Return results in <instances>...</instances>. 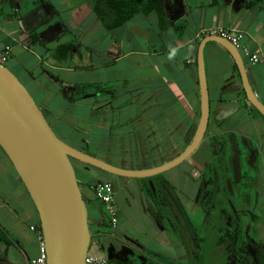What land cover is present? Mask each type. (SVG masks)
<instances>
[{
    "label": "crops",
    "instance_id": "0c3cea01",
    "mask_svg": "<svg viewBox=\"0 0 264 264\" xmlns=\"http://www.w3.org/2000/svg\"><path fill=\"white\" fill-rule=\"evenodd\" d=\"M163 2L161 15L139 11L107 28L94 0H0V45L13 49L9 68L51 127L72 146L124 169L161 165L192 142L202 110L199 47L214 29L240 35L237 47L251 86L264 103V0ZM31 33L38 34L39 43L31 44ZM63 44L73 47L67 55H55ZM245 48L260 55L256 64ZM204 65L209 122L199 146L184 161L144 177L73 161L87 204L102 214L94 218L95 232L125 239L91 242L110 264H159L152 257L167 264L194 259L189 231L193 235L196 228L204 237L215 197L233 196L240 189L230 183L226 188L224 182L229 179L224 158L234 153L252 168L251 191L244 190L249 199L235 200L229 206L233 215L224 209L223 224L213 228L224 251L234 254V264H264V117L247 99L235 60L223 45L205 44ZM7 171L6 177L2 172ZM0 182V227L10 238L11 230L22 238L19 250L28 264L40 253L37 233L30 228L40 225L39 214L1 145ZM99 182L114 186L115 224L95 197ZM19 223H24V233ZM23 243L31 244V254ZM3 261L14 263L10 254Z\"/></svg>",
    "mask_w": 264,
    "mask_h": 264
},
{
    "label": "water",
    "instance_id": "95a60500",
    "mask_svg": "<svg viewBox=\"0 0 264 264\" xmlns=\"http://www.w3.org/2000/svg\"><path fill=\"white\" fill-rule=\"evenodd\" d=\"M208 41L220 43L232 55L247 99L264 116V103L251 86L238 47L227 38L209 34L201 42L198 53L202 110L194 138L179 155L148 169L120 168L69 144L54 131L18 76L8 66L0 65V145L12 161L37 208L47 264H86L93 237L104 234L95 232L90 227L89 209L73 159L111 173L144 177L178 165L197 149L205 135L210 115L204 65V46ZM106 234L125 241L114 233ZM152 259L159 264H167L156 258Z\"/></svg>",
    "mask_w": 264,
    "mask_h": 264
},
{
    "label": "rangeland",
    "instance_id": "374dc122",
    "mask_svg": "<svg viewBox=\"0 0 264 264\" xmlns=\"http://www.w3.org/2000/svg\"><path fill=\"white\" fill-rule=\"evenodd\" d=\"M10 64H11V62H7L6 66L10 67ZM214 150L216 152V149H214ZM227 156L228 155H226V158H224V166H225V168L229 174L228 175L229 179L224 181L225 186H226V188H229L228 184L230 183L231 187L233 185H236V186L239 185L240 189H236L235 194L233 196L228 195V194L223 196L222 195L223 193H222V194H219L218 196L215 197L214 203L209 208V209H212V211L210 212V216L208 218L209 220L207 219L206 224L202 228L203 231L205 232L203 234L204 237L198 236V234L196 233V228L194 229L192 227V229H191V232L193 235H191V233L189 231V234H190L192 242H193L192 247H193L194 252H195L194 259L183 261V262L176 261L175 264H234V259H233L234 254L230 251L229 252L224 251V247L218 243L219 236L217 235L215 228H213V225L219 227L223 224V222H224L223 219L226 218L224 216V213H223L224 209H226L227 214L233 215L231 208L229 206L233 207L235 200L237 202L241 201V203H242L245 201V198L249 199L248 196L244 197V195H245L244 192L247 191L245 193H249L248 191H251L250 187H252L251 185L253 184V179H252L253 173L250 172L252 169L250 166H246L243 163V161H240L241 157L238 153H234L231 156V158H229ZM238 170H239V174H237ZM247 172L249 174H247ZM2 174H6V177H7L9 172L8 171H7V173L2 172ZM6 181H7V179H6ZM237 182L239 184H237ZM0 184H2V183L0 182ZM238 191H239V194H238ZM224 193H228V191H225ZM14 203L16 204V202H14ZM10 204L12 205L13 203L11 202ZM87 205H88V209H89L90 227L93 231H96L98 229V225L96 223V220H94V218L97 219L102 214L99 211V209H96V211H95V209H93V205H91V203H88ZM217 205H219V206L217 207ZM221 208H223V210ZM105 211H106V213L103 211V215L108 217L110 214L108 215L109 212L107 210H105ZM219 214H220V216H221V214L223 215L221 218L222 220L216 219V216H218ZM34 219H35L34 221H36V222H38V220H39L37 215L34 217ZM4 226L6 227V225H4ZM18 227L24 233V231L26 229L24 223H19ZM6 229L8 230L9 228L7 227ZM9 230H11V229H9ZM227 231H228V229H225V234H224L225 237H227V233H226ZM9 233L11 235V238L14 239L13 241L15 242V244H12L11 247L8 248V246L6 244L0 243V258L2 260V261H0V264L4 262L3 260H4V258L7 257V254L8 255L10 254L11 258H13V261H14L13 264H26L25 263V256L23 254H21L20 250H19V247H20V245H22V242H23L22 238L13 230H11V232L9 231ZM23 248L29 254H31L30 252L33 251V250H31L32 247H31V244H29V243H23ZM90 253L99 255L98 251L93 250L92 245L90 248Z\"/></svg>",
    "mask_w": 264,
    "mask_h": 264
},
{
    "label": "trees",
    "instance_id": "16d2710c",
    "mask_svg": "<svg viewBox=\"0 0 264 264\" xmlns=\"http://www.w3.org/2000/svg\"><path fill=\"white\" fill-rule=\"evenodd\" d=\"M94 1H95L94 9L107 28H114L116 26L125 23L128 19H130L134 14H136L139 11L145 13L157 12L159 13V15H161L164 10L163 0H94ZM28 36L31 39V44H37L40 42L38 34L31 33ZM72 47H73L72 44L60 45L59 47L56 48L55 55H59L63 51H65L66 52L65 55H67L69 51L72 49ZM254 109L258 111L255 107ZM38 228L41 229V226L38 225ZM102 238L104 239L110 238L111 240H114L112 236L99 234L93 237L92 241L95 239H102ZM11 242L12 239L10 238L7 231H5L3 228L0 227V243L9 245L11 244ZM113 252L115 253V255H117V258L120 259L121 257L120 253L117 250H114Z\"/></svg>",
    "mask_w": 264,
    "mask_h": 264
},
{
    "label": "built area",
    "instance_id": "2783aa9c",
    "mask_svg": "<svg viewBox=\"0 0 264 264\" xmlns=\"http://www.w3.org/2000/svg\"><path fill=\"white\" fill-rule=\"evenodd\" d=\"M211 34H216L227 38L236 46L239 45L240 35L235 31H231L227 28L220 27L219 29H214L211 31ZM12 46L10 44L0 45V65H6L7 62L12 57ZM245 54L249 57V60L252 64H256L260 55L258 53L250 51L248 48H245ZM94 194L98 201H100L105 210H107L111 217V222L113 224L117 221V211L115 208V189L112 183L110 182H99L94 186ZM30 228L37 233L39 243H40V253L38 256L28 260V264H47V253L43 238V232L35 225H31ZM92 264H110L109 260L106 257L90 254L88 252L86 257V263Z\"/></svg>",
    "mask_w": 264,
    "mask_h": 264
}]
</instances>
